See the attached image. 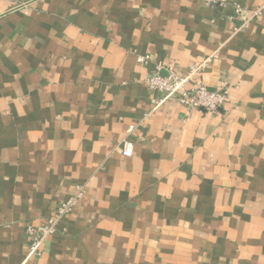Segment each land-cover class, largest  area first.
Wrapping results in <instances>:
<instances>
[{
  "label": "crops",
  "instance_id": "1",
  "mask_svg": "<svg viewBox=\"0 0 264 264\" xmlns=\"http://www.w3.org/2000/svg\"><path fill=\"white\" fill-rule=\"evenodd\" d=\"M232 15L202 0H0V264H264V11L240 30ZM206 60L195 80L225 91L223 108L156 106V68ZM76 186L26 258V228Z\"/></svg>",
  "mask_w": 264,
  "mask_h": 264
},
{
  "label": "built area",
  "instance_id": "2",
  "mask_svg": "<svg viewBox=\"0 0 264 264\" xmlns=\"http://www.w3.org/2000/svg\"><path fill=\"white\" fill-rule=\"evenodd\" d=\"M202 2L209 8L231 6L233 9L231 20H238L241 23L237 30L245 28L264 11V6H260L253 10L251 14H248L234 0H202ZM148 60V57H137L139 64H146ZM206 63L207 60L201 64L192 66L183 74H178L172 68L164 69L162 74L161 68H156L146 80L149 90L157 92L160 95L156 106L168 100L176 99L181 106L191 111L215 114L223 108L228 100L226 92L209 90L201 81L195 80L197 77L202 76ZM194 80L197 81L195 84H193ZM131 147L132 144L124 140L122 142V155L129 157L131 155ZM83 193L84 186H76L74 193L67 200L60 202L53 214L43 224L36 227L28 226L26 228L25 233L28 239L26 258L40 255L41 244L47 237L57 231L58 224L69 216L73 207L82 198Z\"/></svg>",
  "mask_w": 264,
  "mask_h": 264
}]
</instances>
